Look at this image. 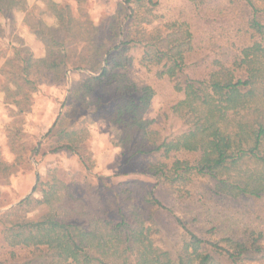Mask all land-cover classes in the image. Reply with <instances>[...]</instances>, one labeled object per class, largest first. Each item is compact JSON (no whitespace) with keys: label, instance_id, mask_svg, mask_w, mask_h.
<instances>
[{"label":"trees","instance_id":"16d2710c","mask_svg":"<svg viewBox=\"0 0 264 264\" xmlns=\"http://www.w3.org/2000/svg\"><path fill=\"white\" fill-rule=\"evenodd\" d=\"M130 2L124 0L123 7L131 6ZM47 3L53 24L42 17L32 19L24 0H0L1 18L9 20L17 8L26 11V18L30 15L24 23L44 50L37 57L24 42L7 41L13 55L5 59L0 74L19 91L17 96H9L7 103L13 106L8 107L9 114L26 124L33 119L28 113L38 99L36 92L38 95L42 91L44 99L58 102L39 86L45 82L63 85L59 103L69 109L57 112L47 128L39 131L38 144L43 137L53 138L56 145L51 151L66 149L88 169L89 133L80 120L90 109L95 119H105L118 128L113 143L129 155L167 157L180 150L192 155V159H176L170 166L161 160L147 162L143 171L156 183L187 185L193 178L190 174L195 173L212 178L229 193L236 191L237 195L260 201L264 198V180L255 182L246 169L252 161L264 165V108L257 103L264 96V46L245 47V57L236 66L219 63L207 79H202L186 70L185 57L193 50L192 33L186 23L173 22L164 31L147 34L139 28L142 17L128 7L123 25L115 31L118 43L101 50L102 44L94 36L97 26L86 13L82 19L78 1L76 14L67 0ZM244 3L249 9V26L263 36L264 9L253 0ZM129 48L140 51L139 64L143 67L157 66L158 78L183 76L178 89L184 97L171 106L184 126L182 132L169 137L150 128L151 120L145 113L153 91L148 86L136 87L129 80L125 69L132 64V56L122 54ZM79 69L90 73L81 90H69L65 85L67 71ZM229 111L237 117L227 129L219 117ZM23 129H13L6 135L11 149ZM1 158L0 170L4 171L12 164ZM9 183V178L3 180L0 175V185ZM113 197L116 207L94 213L64 178L53 172L44 180L36 173L31 193L0 211V234L12 254L14 249L29 250L12 264H244L264 258V230L250 226L230 229L222 245L195 233L175 214L176 226L186 234L162 247L155 241V234L160 233L159 217L146 214L140 205L124 207L116 192ZM144 200L150 206L167 209L153 187ZM36 207L45 212L39 218L26 217Z\"/></svg>","mask_w":264,"mask_h":264},{"label":"rangeland","instance_id":"374dc122","mask_svg":"<svg viewBox=\"0 0 264 264\" xmlns=\"http://www.w3.org/2000/svg\"><path fill=\"white\" fill-rule=\"evenodd\" d=\"M77 1L80 3L82 14L76 11ZM123 1L67 0L73 13L78 12L82 19H84L83 14L86 13L97 26V33L94 36L97 42L102 44L101 50L109 44L118 43L119 36H116L115 31L123 25L124 14L130 12L128 7H133L137 15L142 17L141 20L144 21L139 28L147 34L164 31L167 25L173 22L186 23L192 33L193 45V50L185 57L186 70L189 75L202 79H207L219 63L236 66L245 57L243 54L245 47L255 44L264 46V35L254 32L248 24L249 9L244 0H141L138 3L136 0H131L129 4L131 6L126 7H123ZM24 2L25 9L32 13V19L42 17L48 24L55 23L50 15L47 0H24ZM253 2L264 9V0H253ZM43 10L45 13L42 14ZM29 17L26 18V11L21 8L15 9L10 14L9 20L0 17V34H2L0 68L5 64V59L13 55L11 46L7 44L8 40L15 44H18V41L26 44V40L33 43L31 36L24 32V28L31 31L24 23L25 19L27 21L30 19ZM111 22L112 25L108 28ZM37 44L38 42L31 44V47L33 51L39 53L41 45L39 47ZM122 54L132 56V64L125 69L131 83L136 87L148 86L153 91L149 108L145 113V117L151 120L150 128L157 129L162 136L169 137L182 132L184 126L171 106L184 97L183 91L178 89L183 76L158 78L155 72L157 66L143 67L139 64L140 51L136 48L126 49ZM5 69H10V66H6ZM87 73H89L88 69L67 71L65 85L69 90H81ZM46 83L39 87L58 102L49 101L46 104L43 92L40 91L38 95L36 92L35 96L42 100L39 101L38 106H34L37 114L33 113L32 116L36 119L22 124L21 120L16 118L8 125L7 134L13 129L18 130L19 127L24 129L19 134V140L15 142L13 149L10 147L15 158L11 166L4 171L0 170L1 178L5 180L6 177L9 178L12 174L20 172L26 175L23 177L24 182L19 183H22V187L20 185L12 191L14 192L12 195L0 192V211L16 205L19 196L27 194L35 182L36 173L45 180L54 172L70 183L76 193L83 196L87 208L94 213L116 207L113 192L118 193L119 202L124 207L136 204L140 205L146 214L155 213V217H159L160 227V233L155 234V241L162 247L186 234L179 225L176 226L173 214L184 220L195 233L222 245H224L222 239L230 229L250 226L255 230H264V198L260 201L253 197L237 195L236 191L229 193L227 188L223 189L222 184L212 178L195 173L190 174L193 178L187 185L180 182L172 185L164 181L156 183L154 178L143 171L147 162L161 160L170 166L176 159H192V155L183 150L171 152L167 157L159 154L129 155L113 143L117 139L118 128L105 119H95L90 109L84 112L85 117L80 120L89 133L86 140V149L90 152V156L86 158L88 169L66 149L51 151L56 145L53 138L43 137L38 144L41 136L39 131L45 129L46 126L43 125H47L44 122L51 121L53 115L60 110L67 112L69 109L67 105V108H61L59 103L63 85L57 87ZM16 93L19 91L7 83L0 74V97L3 103L7 104L11 100L9 96L11 98L17 96ZM34 102L35 100L33 104ZM257 103L264 108V96L259 98ZM45 111L49 112V115L44 116ZM220 114L222 119L218 117L221 123L230 129L235 123L237 114L230 111ZM35 148L36 152L33 151ZM246 169L250 171L255 182L264 180L263 163L252 161ZM152 187L156 197L172 213L163 207L150 206L145 202L144 199ZM218 191L220 194H216ZM44 212L43 208L36 207L27 212L26 217L39 218ZM150 223H152L151 219ZM13 251L12 254L0 234V264H12L29 253V250L24 249ZM244 264H264V258Z\"/></svg>","mask_w":264,"mask_h":264},{"label":"crops","instance_id":"0c3cea01","mask_svg":"<svg viewBox=\"0 0 264 264\" xmlns=\"http://www.w3.org/2000/svg\"><path fill=\"white\" fill-rule=\"evenodd\" d=\"M24 32L25 33H27L28 34V36L30 35L31 36V38H32V41H33V43H29L27 40H26V44L25 45H27L29 48H30V50L33 52V54L35 55V56H37V57H39V56H42L43 55V53H44V50H43V45L41 44V42H40V40H38V38L31 32V31H29V30H27L26 28H24ZM30 38V37H29ZM35 41V42H34ZM38 42V44H37V46H39L40 47V45H41V47H40V52L39 53H36V51H33V48L31 47V44H35V43H37ZM90 73V72H89ZM68 79V78H67ZM1 96V95H0ZM48 99H50V98H48ZM46 100V104L47 103H49V100ZM35 104H33L32 105V109H31V111L28 113V115L31 117V118H33V119H36V117H33L32 115H33V113H36L37 114V111H36V107H34L35 105H37L38 106V104H39V99H36L35 100V102H34ZM7 104H9V103H7ZM5 102L3 103V101H2V97H0V153H1V155H2V157L8 162V163H11L13 160H14V158H15V156H14V154L11 152V150H10V146L8 145V143H7V141H6V139H7V137H6V135H7V129H8V125H10L14 120H15V118H14V116L13 115H11V114H9V112H8V105H7ZM7 105V106H6ZM13 107L12 105H10L9 104V107ZM47 110H49V109H47ZM42 112V111H41ZM45 115H49V112H44V116ZM16 117V116H15ZM47 117V116H46ZM45 117V118H46ZM54 117H55V115H53V119H54ZM43 119V118H42ZM35 122H37V121H35ZM49 122H50V120H47L46 122H44V124H47V125H43V126H46V127H44V128H47V126H48V124H49ZM7 131V132H6ZM4 160V161H5ZM26 174H24L23 172H20V173H17V174H12L10 177H9V181H10V183L9 184H3V185H0V192L1 193H6V194H8V195H12L14 192H12V191H15L16 190V188H19V186L22 184H19L20 182H24L23 180H24V176H25ZM35 181V180H34ZM19 184V185H18ZM33 186H34V183H33V185L30 187V189L28 190V192H27V194H25V195H22V196H19V198L17 199V201L16 202H18L20 199H22V198H24L26 195H28V194H30L31 193V191H32V188H33ZM21 187H22V185H21ZM15 202V203H16Z\"/></svg>","mask_w":264,"mask_h":264},{"label":"water","instance_id":"95a60500","mask_svg":"<svg viewBox=\"0 0 264 264\" xmlns=\"http://www.w3.org/2000/svg\"><path fill=\"white\" fill-rule=\"evenodd\" d=\"M26 196H27V195H26ZM26 196H25V197H26ZM25 197H24V198H25Z\"/></svg>","mask_w":264,"mask_h":264}]
</instances>
